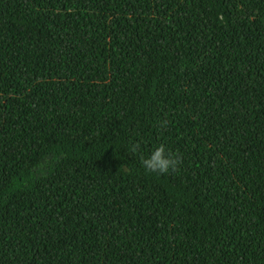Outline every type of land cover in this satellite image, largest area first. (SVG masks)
Returning <instances> with one entry per match:
<instances>
[{"label":"trees","instance_id":"trees-1","mask_svg":"<svg viewBox=\"0 0 264 264\" xmlns=\"http://www.w3.org/2000/svg\"><path fill=\"white\" fill-rule=\"evenodd\" d=\"M0 264H264V0H0Z\"/></svg>","mask_w":264,"mask_h":264},{"label":"clouds","instance_id":"clouds-1","mask_svg":"<svg viewBox=\"0 0 264 264\" xmlns=\"http://www.w3.org/2000/svg\"><path fill=\"white\" fill-rule=\"evenodd\" d=\"M136 147L138 146H134V150ZM141 164L149 174H169L181 167L182 159L171 153L166 145L160 144L149 157L141 160Z\"/></svg>","mask_w":264,"mask_h":264}]
</instances>
